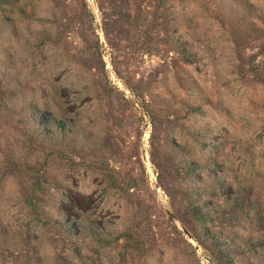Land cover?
Instances as JSON below:
<instances>
[{
    "label": "rangeland",
    "instance_id": "1",
    "mask_svg": "<svg viewBox=\"0 0 264 264\" xmlns=\"http://www.w3.org/2000/svg\"><path fill=\"white\" fill-rule=\"evenodd\" d=\"M257 15L264 0H0V264H221V247L264 264Z\"/></svg>",
    "mask_w": 264,
    "mask_h": 264
},
{
    "label": "trees",
    "instance_id": "2",
    "mask_svg": "<svg viewBox=\"0 0 264 264\" xmlns=\"http://www.w3.org/2000/svg\"><path fill=\"white\" fill-rule=\"evenodd\" d=\"M251 13H252V11L250 9L244 10V13H243V15L241 17L243 23H246V20L249 19V17L251 16ZM257 18L260 21H264V18L261 17V16L257 15ZM247 23H251V21H248ZM188 55H190V53L189 52H185V56L188 57ZM198 167H199L198 164H193L192 166H190L191 173L193 174L194 172H197ZM220 183H222V182H220ZM221 186H222L223 190L227 189V187H226V185L224 183H222ZM199 192H201V191L198 188H195V189L192 188L191 192L189 193V195L192 197V201L191 202H192V205H193V208H194L193 215L195 216V218L197 220L202 222V224H203V226L205 228V234H209L210 230H208V228L206 226L209 223L208 220H210L211 217H209V214H207V213H205L203 211V206H202V203L200 201V198L197 197L198 195H200ZM193 235L200 243H203L201 237L198 234L195 233ZM213 238H215V236ZM221 249L224 252V254H222L223 262H221V264H230V262L232 261V258H233L231 251L229 249L225 250L224 247H221Z\"/></svg>",
    "mask_w": 264,
    "mask_h": 264
},
{
    "label": "water",
    "instance_id": "3",
    "mask_svg": "<svg viewBox=\"0 0 264 264\" xmlns=\"http://www.w3.org/2000/svg\"><path fill=\"white\" fill-rule=\"evenodd\" d=\"M167 211H168L169 215L171 216V218L177 223L178 220H177V217L175 216V214L173 213V211H171L169 208H167ZM184 232L186 233V235L188 237L192 238L191 234L187 230H185Z\"/></svg>",
    "mask_w": 264,
    "mask_h": 264
}]
</instances>
